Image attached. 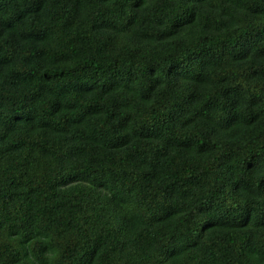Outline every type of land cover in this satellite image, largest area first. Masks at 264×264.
<instances>
[{
    "label": "trees",
    "instance_id": "16d2710c",
    "mask_svg": "<svg viewBox=\"0 0 264 264\" xmlns=\"http://www.w3.org/2000/svg\"><path fill=\"white\" fill-rule=\"evenodd\" d=\"M0 264H264V0H0Z\"/></svg>",
    "mask_w": 264,
    "mask_h": 264
}]
</instances>
